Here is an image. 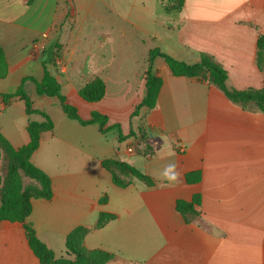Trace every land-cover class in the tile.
Wrapping results in <instances>:
<instances>
[{
    "label": "crops",
    "instance_id": "0c3cea01",
    "mask_svg": "<svg viewBox=\"0 0 264 264\" xmlns=\"http://www.w3.org/2000/svg\"><path fill=\"white\" fill-rule=\"evenodd\" d=\"M174 2L0 0L7 64L0 76V133L17 149L30 141L28 124L44 121L40 113L27 114L19 97L3 103L1 94L23 83L33 108L54 122L30 159L50 177L53 196L33 199L27 221L56 258L66 257L68 234L83 226L89 229L84 246L112 254L108 264H264V111L242 108L202 78L173 76L156 57L153 72L163 81L157 104L132 116L146 94L154 48L189 64L209 55L226 70L228 87L262 89L256 58L264 0H185L168 12ZM46 68L56 71L61 93L82 119L99 112L108 118L105 127L119 128L81 125L64 114L58 98L23 82L41 81ZM96 78L106 93L88 102L79 87ZM145 141L157 144L151 156L144 154ZM114 159L151 184L120 173L130 184L116 185L103 165ZM170 164L175 181L163 177ZM190 172H200V181L188 182ZM195 195L199 205L178 209ZM101 213L114 218L97 229ZM0 264H40L19 222H0Z\"/></svg>",
    "mask_w": 264,
    "mask_h": 264
},
{
    "label": "trees",
    "instance_id": "16d2710c",
    "mask_svg": "<svg viewBox=\"0 0 264 264\" xmlns=\"http://www.w3.org/2000/svg\"><path fill=\"white\" fill-rule=\"evenodd\" d=\"M184 2L185 0H175L174 4L166 9L168 12L180 10ZM257 45L256 62L258 68L264 73V35L258 38ZM156 57H161L165 60L173 76L202 78L216 85L224 92L227 98L239 104L242 108L255 107L260 111H264V86L259 90L249 89L243 91L230 88L227 85L228 75L226 70L213 57L203 54L199 62L189 64L161 52L158 48H154L150 51L149 66L145 73L146 94L143 100L136 106L132 116H137L142 108L153 109L157 104L158 94L163 81L160 76L153 72V60ZM6 70V58L0 48V76H4ZM25 80L35 82L38 95L58 98L62 111L69 119L76 120L84 126L98 124L100 130L103 132L119 128L118 124L105 127L108 118L99 112H93L89 119H82L77 107L70 104L61 93V83L52 74L51 70L45 69L44 77L41 81H37L34 78H26L23 82ZM22 85L13 93L1 94L3 103L8 104L12 99L19 97L25 103L27 114L40 113L44 117V121H31L28 124L27 130L30 141L28 144L17 149L0 133V155L6 159L4 165H1L0 161V222H19L23 225L28 244L40 264H70L69 259L56 258L54 251L39 239L34 228L27 221L32 212L33 199H51L53 196L50 177L42 169L35 166L30 159L32 154L39 148L41 134L45 131L53 130L54 122L45 112L33 108L32 100L24 91ZM105 93L106 85L101 78H96L79 87L80 97L88 102L100 101L104 98ZM145 144L146 152L144 154L151 156L157 144L149 143L148 141H145ZM103 165L112 173L113 182L120 187H126L130 184V182L119 178L120 173L151 184L150 179L146 175L127 162L114 159L104 161ZM24 179H27L28 182L25 183ZM186 179L190 183L198 182L200 181V172H190L186 174ZM200 202L201 196L195 195L192 202L179 201L177 207L180 210L191 211ZM113 218V215L101 213L95 228H102ZM88 233V228L79 226L70 232L66 238L67 250L75 256V260L81 264H98V257L102 256L107 260L112 258V254L105 251H89L86 249L84 238ZM87 254H91V256Z\"/></svg>",
    "mask_w": 264,
    "mask_h": 264
},
{
    "label": "rangeland",
    "instance_id": "374dc122",
    "mask_svg": "<svg viewBox=\"0 0 264 264\" xmlns=\"http://www.w3.org/2000/svg\"><path fill=\"white\" fill-rule=\"evenodd\" d=\"M120 142H122L121 144H124V142L125 141H120ZM6 159H4L1 155H0V161H1V165H4L5 163H6V161H5ZM24 181H25V183H27L28 182V180L27 179H24ZM67 253H68V251L67 250H65L62 254L63 255H61V256H66V257H61V258H65V259H69V262H70V264H81L80 262H78L77 260H75V256L74 255H72L71 253H68V255H67ZM88 256H91V254H87ZM113 258V257H112ZM112 258H110L109 260H107V259H105L104 257H98V259H99V263L98 264H108L111 260H112ZM88 263H90V262H88Z\"/></svg>",
    "mask_w": 264,
    "mask_h": 264
},
{
    "label": "built area",
    "instance_id": "2783aa9c",
    "mask_svg": "<svg viewBox=\"0 0 264 264\" xmlns=\"http://www.w3.org/2000/svg\"><path fill=\"white\" fill-rule=\"evenodd\" d=\"M41 48L42 47L37 42H35L32 46V49L35 53H39L41 51ZM54 64L56 67H61V68L64 67V63L61 59H55ZM127 151L130 153L133 152L134 147L132 145L128 146Z\"/></svg>",
    "mask_w": 264,
    "mask_h": 264
},
{
    "label": "clouds",
    "instance_id": "9594fccd",
    "mask_svg": "<svg viewBox=\"0 0 264 264\" xmlns=\"http://www.w3.org/2000/svg\"><path fill=\"white\" fill-rule=\"evenodd\" d=\"M174 169H175L174 164L168 165L163 171V177L168 181H175L178 174L175 172Z\"/></svg>",
    "mask_w": 264,
    "mask_h": 264
},
{
    "label": "water",
    "instance_id": "95a60500",
    "mask_svg": "<svg viewBox=\"0 0 264 264\" xmlns=\"http://www.w3.org/2000/svg\"><path fill=\"white\" fill-rule=\"evenodd\" d=\"M52 74H53L54 76H56V71H55V70H53V71H52Z\"/></svg>",
    "mask_w": 264,
    "mask_h": 264
}]
</instances>
